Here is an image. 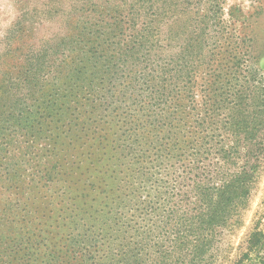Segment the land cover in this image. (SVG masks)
Segmentation results:
<instances>
[{
    "label": "trees",
    "instance_id": "obj_1",
    "mask_svg": "<svg viewBox=\"0 0 264 264\" xmlns=\"http://www.w3.org/2000/svg\"><path fill=\"white\" fill-rule=\"evenodd\" d=\"M163 15L116 13L108 19L104 13L90 15L76 38L72 37L69 51L77 54V60L68 72L73 76L66 83L68 88L76 84L89 87L91 95L86 98L85 107H91L95 115L102 114L100 118L106 114L104 108L108 109L117 98L129 100L130 106L137 108L129 116L115 114L123 116V122L114 131L99 129V122L90 125L95 142L87 149L95 156H85L86 170L109 180L101 187L105 189L109 184L111 192L97 200L96 206L90 189L95 188L97 178L86 181L77 188L87 191L80 196L83 207H77L76 201L70 213L59 214L62 208H58L52 223L41 220L30 229H25L20 220L10 222L1 213L0 219L6 222L0 224V248L7 247L0 249V264L6 263L8 245L14 248V264H201L207 251L220 240L223 229L234 222L235 212L245 203L259 175L264 145L255 138L260 123L257 117L250 119L246 113L244 95L238 97L234 122L228 124L223 116L218 127L216 109L229 93H220L219 99L208 93L198 102L191 94L187 95L191 99L186 100L179 93V89L190 93L193 86L192 80L186 83L182 78L185 57L204 51L206 39L193 33L184 51L157 65L155 61L161 63L162 59L151 53L152 48L160 50L153 41L156 33L152 32L158 31ZM142 18L145 24L139 23ZM176 31L171 32L176 36ZM244 38L245 35H236L233 48L242 44ZM235 62H239V55ZM99 77H104V85L94 93ZM210 82L212 86L215 81ZM118 87L124 96H114ZM49 100L48 107L53 106L55 117L59 112H69L57 107L58 96ZM1 102L6 103L4 95ZM4 112L0 117L7 118L5 122L22 117L16 112ZM69 122L73 129L75 118ZM85 124H80L84 125L82 132L88 127ZM226 135L234 139L231 145L224 139ZM86 136L80 132L74 135ZM70 151L67 149L66 154ZM239 159L244 164L236 167ZM73 165L70 169L74 170ZM64 167L54 172V177L64 181L62 184L69 176ZM69 177H75L74 172ZM104 192L100 190L99 196ZM66 194L55 198L63 202L75 200L69 196L70 191ZM40 211L45 216L44 210ZM98 212L100 216L95 215ZM82 214L89 216L91 224L81 223ZM108 225L110 232L105 233L103 227ZM69 229L62 247L46 243L52 234L62 237ZM154 253L158 257L152 260Z\"/></svg>",
    "mask_w": 264,
    "mask_h": 264
},
{
    "label": "rangeland",
    "instance_id": "obj_2",
    "mask_svg": "<svg viewBox=\"0 0 264 264\" xmlns=\"http://www.w3.org/2000/svg\"><path fill=\"white\" fill-rule=\"evenodd\" d=\"M158 6L160 8H156ZM100 13H104L106 19L116 13H165L158 31L152 32L156 33L153 41L160 50L152 48L151 53L162 59L161 63L155 61L157 65L184 51L193 33L206 39L204 51L185 57L182 78L186 83L192 80L193 86L190 93H186V89H179V93L184 94L186 100L193 96L197 102L208 93L217 99L220 93L223 96L229 93L216 109L218 127L223 116L228 124L234 122L232 115L238 97L244 95L246 113L250 119L257 117L260 123L255 140H261L264 145V0H0V113L10 111L22 115L12 118L10 123L5 122L7 118L3 115L0 117V214L13 223L22 221L25 229L41 220L52 223L59 213L58 208H62L61 214L70 213L76 206L83 207L80 196L87 191L77 188L86 181L97 178L95 188L90 189L96 206L97 200L111 192L109 184L105 189L101 187L109 180L86 170L85 156H95L87 149L95 142L90 125L96 126L99 122V129L114 131L123 122V116L118 115L129 116L137 108L130 106L129 100L117 98L108 109L104 108L106 114L100 118L102 114L95 115L91 107H85V100L91 95L89 87L76 84L68 88L66 83L72 75L68 72L77 60V54L69 51L73 46L71 39L83 29L87 17ZM145 21L142 18L139 23L145 24ZM175 30L179 32L176 36L171 32ZM240 34L245 35L244 42L233 48L237 42L232 39ZM238 55L239 62H235ZM214 64L218 66L212 72ZM103 80L104 77H99L94 93L103 87ZM210 81L214 83L212 86ZM188 94L191 96L187 97ZM1 95L6 97V103L2 104ZM55 96L59 98L57 107L68 113L59 112L58 117L54 116L53 106H48L49 98ZM114 96H124L120 87L114 91ZM114 109L119 110L112 111ZM72 117L76 121L73 129L69 122ZM82 123L88 126L84 132ZM79 132L87 136L74 137ZM224 139L230 145L234 140L228 135ZM69 148L71 151L66 154ZM72 163L74 170L70 169ZM243 164L239 159L235 166ZM62 166L67 168L69 176L72 172L75 174L73 178L65 177V184L54 177V172ZM258 171L249 196L234 214V222L223 229L220 240L207 251L201 264H264V154ZM100 190L106 192L99 196ZM68 191L75 200L63 202L55 198L57 194L68 195ZM37 209L39 211L35 212ZM95 215L100 216L99 212ZM80 218L81 223L91 224L88 215L82 214ZM5 222L0 219V224ZM109 226L103 227L105 233L110 232ZM69 232L70 229L63 232L62 237L52 234L46 243H56L60 248ZM165 245L168 247L169 243ZM8 249L5 264H14V248L8 245ZM155 257L157 253L151 255L152 260Z\"/></svg>",
    "mask_w": 264,
    "mask_h": 264
}]
</instances>
